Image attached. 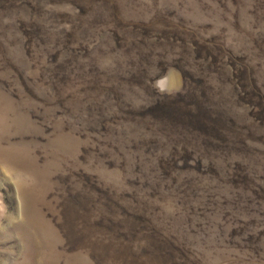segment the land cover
Masks as SVG:
<instances>
[{
  "label": "rangeland",
  "instance_id": "1",
  "mask_svg": "<svg viewBox=\"0 0 264 264\" xmlns=\"http://www.w3.org/2000/svg\"><path fill=\"white\" fill-rule=\"evenodd\" d=\"M0 264H264V0H0Z\"/></svg>",
  "mask_w": 264,
  "mask_h": 264
},
{
  "label": "clouds",
  "instance_id": "2",
  "mask_svg": "<svg viewBox=\"0 0 264 264\" xmlns=\"http://www.w3.org/2000/svg\"><path fill=\"white\" fill-rule=\"evenodd\" d=\"M172 72H174V69H169V73H172ZM166 79L167 77H165L162 80L157 81L156 84L154 85L161 94H171L174 91L173 89H169L165 87Z\"/></svg>",
  "mask_w": 264,
  "mask_h": 264
}]
</instances>
